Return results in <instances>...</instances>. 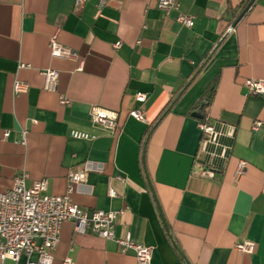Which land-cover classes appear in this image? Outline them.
<instances>
[{"label":"crops","instance_id":"0c3cea01","mask_svg":"<svg viewBox=\"0 0 264 264\" xmlns=\"http://www.w3.org/2000/svg\"><path fill=\"white\" fill-rule=\"evenodd\" d=\"M247 1L178 0V9L161 11L159 0H106L100 9L94 0H0V193L25 173L27 187L45 180L44 194L68 195L87 212H121L116 237L152 247L149 264H264V95L243 85L264 81V0L231 27ZM180 13L194 18L191 29L176 22ZM54 33L78 61L51 58ZM46 69L58 72L57 92L42 88ZM16 82L26 87L18 94ZM136 93L147 96L143 123L128 117ZM92 107L116 113L119 128L95 125ZM205 119L225 131L214 141L229 156L216 164L205 162ZM86 162L103 172L69 190V175ZM245 241L254 253L234 249ZM52 258L139 264L69 221Z\"/></svg>","mask_w":264,"mask_h":264},{"label":"built area","instance_id":"2783aa9c","mask_svg":"<svg viewBox=\"0 0 264 264\" xmlns=\"http://www.w3.org/2000/svg\"><path fill=\"white\" fill-rule=\"evenodd\" d=\"M86 0H75L77 5ZM100 9L105 6L106 0H94ZM178 0H159L157 8L161 11L178 9ZM176 22L191 29L194 26V18L187 14H179ZM51 58L78 61L77 55L69 48L62 46L57 41L54 33L48 42ZM114 49L119 43L113 45ZM81 68V63H79ZM43 77V90L57 92L58 72L54 69H46L41 72ZM249 96L264 95V81L248 79L243 84ZM25 86L16 82L14 92L21 93ZM145 93H136V107L128 113V117L137 122H145V114L142 105L146 101ZM59 104L69 106L70 100L59 95ZM90 116L95 125L107 131H116L119 128L118 115L98 107H92ZM259 123L254 128L259 127ZM198 128L201 131L202 146L215 143V127L207 120L199 121ZM7 131L1 132L2 139L8 136ZM26 133H22V143L25 142ZM71 136L76 139H88L87 134L72 131ZM216 144V143H215ZM245 169V162L239 161L234 177L237 180ZM89 172L102 173L103 167L93 163H83L76 171L69 175V190L71 185L82 184ZM117 179L122 181L121 177ZM26 174H18L13 179L12 187L0 193V264H18L25 258V264H53L52 253L60 240L61 226L65 222H72L74 232L78 234L90 233L100 239L114 242L122 252H131L139 264H149L153 254V248L140 245L129 237L118 238L115 235V221L121 214L118 211L94 210L87 212L73 204L68 195L51 196L44 194L46 181L40 180L27 187ZM107 196L116 197L115 191L107 184ZM234 249L245 254L255 251L252 242L236 243ZM62 264H73L70 258H65Z\"/></svg>","mask_w":264,"mask_h":264},{"label":"water","instance_id":"95a60500","mask_svg":"<svg viewBox=\"0 0 264 264\" xmlns=\"http://www.w3.org/2000/svg\"><path fill=\"white\" fill-rule=\"evenodd\" d=\"M254 0H250L247 5L244 7V9L241 11V13L239 14V16L237 17V19L234 21V23L232 24V28L235 26V24L241 19V17L244 15V13L249 9V7L253 4ZM202 104H201V108H202ZM194 116L196 117H201V115H198L197 113L194 114ZM215 133H219L222 135H225V131L222 127H219V125L215 126ZM205 162L209 163L211 162V164H216L219 162V160H221L220 158H224L226 159L229 156V151L225 148H223L220 145H217L215 143H208L205 146ZM164 226L167 229V225L164 222ZM168 230V229H167Z\"/></svg>","mask_w":264,"mask_h":264},{"label":"trees","instance_id":"16d2710c","mask_svg":"<svg viewBox=\"0 0 264 264\" xmlns=\"http://www.w3.org/2000/svg\"><path fill=\"white\" fill-rule=\"evenodd\" d=\"M249 1V0H248ZM248 1H247V3H248ZM246 5V4H245ZM244 5V6H245ZM211 94H212V87H210V89L207 91V93L206 94H204V98L202 99L203 101V103L204 102H207L208 100H209V98L211 97ZM201 102V103H202Z\"/></svg>","mask_w":264,"mask_h":264}]
</instances>
